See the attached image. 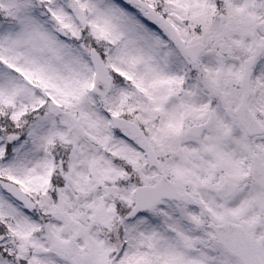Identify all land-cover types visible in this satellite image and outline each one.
<instances>
[{"label":"snow or ice","instance_id":"1","mask_svg":"<svg viewBox=\"0 0 264 264\" xmlns=\"http://www.w3.org/2000/svg\"><path fill=\"white\" fill-rule=\"evenodd\" d=\"M0 264H264V0H0Z\"/></svg>","mask_w":264,"mask_h":264}]
</instances>
